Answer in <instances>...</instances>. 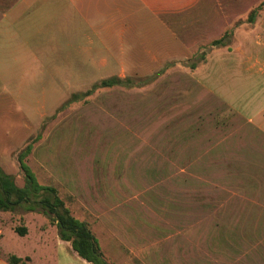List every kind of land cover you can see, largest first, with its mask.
Returning a JSON list of instances; mask_svg holds the SVG:
<instances>
[{"label":"crops","instance_id":"1","mask_svg":"<svg viewBox=\"0 0 264 264\" xmlns=\"http://www.w3.org/2000/svg\"><path fill=\"white\" fill-rule=\"evenodd\" d=\"M263 1L0 0V168L19 167L34 139L23 161L109 264H264ZM226 31L229 47L209 46ZM171 60L157 93H103L101 105L57 110L63 93L48 105L47 86L35 90L111 66L151 74L138 86ZM78 114L103 138L71 134L81 123L63 122ZM4 213L0 264H91L45 218L34 230L30 211L17 225Z\"/></svg>","mask_w":264,"mask_h":264},{"label":"trees","instance_id":"2","mask_svg":"<svg viewBox=\"0 0 264 264\" xmlns=\"http://www.w3.org/2000/svg\"><path fill=\"white\" fill-rule=\"evenodd\" d=\"M263 5L264 1L260 6ZM230 34V32L226 31L221 38L211 41L209 46L227 45L231 36ZM204 55L205 50L197 51L194 58H196V61H200L203 60ZM190 66L194 67L195 63H192ZM124 84L135 86V82H132L128 78L123 79L117 76H110L95 83L91 91L96 88H109L114 85ZM91 91L88 90L82 93V95L85 96ZM66 104L67 102L63 103L60 107H64ZM31 146V142L27 143L17 154L19 168L23 173V185L21 187L16 185L14 177L11 174L5 173L0 168V211L12 212L16 207H22L30 212H36L39 209L41 213L50 215V223L56 225L58 237L62 240L70 241L72 248L80 257L91 264H109L102 258L97 241L88 230L86 223L71 216L68 208L58 197L54 188L40 185L34 178L29 167L23 161ZM15 232L23 235L26 229L24 227H16ZM6 260L9 264H25L29 258L25 257L22 259L14 255H8Z\"/></svg>","mask_w":264,"mask_h":264},{"label":"rangeland","instance_id":"3","mask_svg":"<svg viewBox=\"0 0 264 264\" xmlns=\"http://www.w3.org/2000/svg\"><path fill=\"white\" fill-rule=\"evenodd\" d=\"M230 41H232V36H230L229 40H228V44L226 45L227 47H229L230 45ZM211 50H207V52H210ZM189 62L191 61H196L194 60V57L192 56L189 60ZM176 61H169L168 64L160 67L159 71H155L153 73V77L151 78V80L147 81V83L143 82V80L139 81L137 84H139L138 86H127L126 84L124 85H114L112 87H105V88H96V89H93L91 91V89L93 88V85L97 82H99V80H96V81H91L90 78H92V76H104V77H108V76H118V74H121L123 77H129V79L134 82L135 79H144L145 77H149L151 74H147L145 76H141V75H137V74H134V71L135 70V67H129V66H126V67H119V66H111V67H94V72L91 70L92 68H90V71H89V74H84L82 76H79L78 80H71L73 82H69V81H62L64 79H66V76L68 75H64L62 76L63 79H61L60 76L57 77V82L55 83H46V82H42V83H35L36 85V91H38V87L39 85L41 86H44L46 88L47 86V89H48V93H52L51 90H50V85L53 84L52 88H53V92L56 93V95L52 96L50 94H48V105L50 104V102L54 99V98H57L63 93V96L62 98H60L59 100H61L58 104V108L63 104V103H66L67 104L64 106V107H60L59 109H64L65 107H68L69 104L72 102L71 104H76V105H72V108H75V107H79L81 105H92V101L95 102V105H101L102 103V100H103V93H157L158 90L160 91H165L166 90V87H167V81L165 80V76L163 75V71L170 68V65H175ZM184 63V61H180V64ZM75 69L78 70L79 67H74ZM163 75V76H162ZM162 76L161 79H159L160 77ZM51 78L50 75L48 74L47 75V79ZM74 78V77H72ZM88 78V79H87ZM61 81H60V80ZM142 83H144V85H141ZM90 90L91 92L89 93H92L91 97H86V96H83L82 93L86 92ZM75 97H74V96ZM147 100H149V97L147 98ZM58 109V110H59ZM78 112V111H77ZM73 116H77V118L71 120H64V124H67V123H72L73 124H77V123H81V118H82V115L81 114H78V115H73ZM90 118H91V115H89ZM99 123L103 122L101 115H99ZM54 114H49L48 117H47V125H49L50 122H52V119L54 118ZM96 117V116H95ZM79 118V119H78ZM91 121V120H90ZM96 122V120H95ZM93 123H90L89 126L88 125H85L84 123H81L80 124V127H79V131H73V132H70L71 134H78V137H81L80 135V132L83 131L84 129H87L89 131L90 134H88L89 137H97V138H103V130H100V129H97V127L94 129L92 127ZM63 124L60 125L58 128V131L61 132L62 131V128H63ZM101 128V127H99ZM65 129V128H63ZM35 133V132H34ZM33 134V133H32ZM34 139H32L31 142H33ZM8 170L9 172L13 173L14 174V181L17 185H22L23 184V173L22 171L19 169V167L17 166V164H15V162H11V164L8 165ZM4 172H7L6 169L4 168ZM7 172V173H9ZM38 211H40L38 209ZM31 212V217H32V223L36 220V218L38 219L36 221V225H34V230H36V228H38L39 226V222H42L43 218H45L47 220V222L49 224L50 223V220H49V214H43L40 212ZM27 213L28 211H26L24 208L22 207H16V209L14 211L11 212V215H10V219L12 220V222H14L16 225L17 224H20V219L22 214L24 213ZM8 214L4 213V214H0V222H3V221H6V218L8 217L7 216ZM19 221V222H18ZM38 223V224H37ZM33 227L31 228L32 232L34 231L33 230ZM50 229V228H49ZM49 232L51 233V229L49 230ZM4 233L5 235H7L8 233V229H7V226L4 227ZM10 234V233H8ZM14 239L10 240L11 242L13 241L14 242V245L15 243L21 247L20 245V242L22 240V238H20V236H17L16 234H14ZM8 238V237H7ZM25 240V245H24V249L25 250H28L29 252L32 251V247L34 246L33 242H32V236L30 237H27V238H24ZM23 241V240H22ZM16 246V245H15ZM26 264V263H25ZM42 264H48V263H42Z\"/></svg>","mask_w":264,"mask_h":264}]
</instances>
